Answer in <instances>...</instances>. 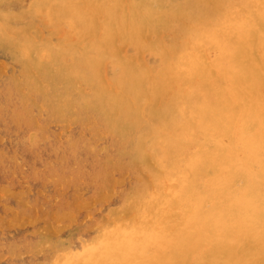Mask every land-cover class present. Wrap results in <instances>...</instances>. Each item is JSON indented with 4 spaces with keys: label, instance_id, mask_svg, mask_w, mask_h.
Instances as JSON below:
<instances>
[{
    "label": "bare ground",
    "instance_id": "6f19581e",
    "mask_svg": "<svg viewBox=\"0 0 264 264\" xmlns=\"http://www.w3.org/2000/svg\"><path fill=\"white\" fill-rule=\"evenodd\" d=\"M52 1L85 42L71 51L74 72L97 75L120 131L136 129L140 157L150 145L162 169L142 203L138 238L120 232V243L75 264H264V0H178V9L170 0ZM126 41L159 50L160 72L126 56ZM106 61L119 70L109 86ZM70 73L47 72L68 82ZM10 78L0 90L6 103H14ZM14 111L13 120H31L27 108Z\"/></svg>",
    "mask_w": 264,
    "mask_h": 264
},
{
    "label": "rangeland",
    "instance_id": "374dc122",
    "mask_svg": "<svg viewBox=\"0 0 264 264\" xmlns=\"http://www.w3.org/2000/svg\"><path fill=\"white\" fill-rule=\"evenodd\" d=\"M41 1L0 0V90L15 77L14 103L0 98V264H75L120 243V232L136 240L142 203L156 191L154 172L162 171L148 158L150 145L140 157L136 129L130 137L129 128L120 131L111 93L93 85L97 75L74 72L71 51L85 42L54 1ZM163 1L180 7L178 0ZM134 47L120 44L126 56H138L158 74L160 51ZM102 69L109 86L119 70L110 61ZM59 70L71 71V80L49 79L47 72ZM102 100L104 110L93 108ZM26 108L31 120L11 118Z\"/></svg>",
    "mask_w": 264,
    "mask_h": 264
}]
</instances>
